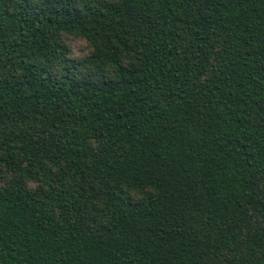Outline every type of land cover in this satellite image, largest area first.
I'll return each instance as SVG.
<instances>
[{
	"label": "trees",
	"instance_id": "1",
	"mask_svg": "<svg viewBox=\"0 0 264 264\" xmlns=\"http://www.w3.org/2000/svg\"><path fill=\"white\" fill-rule=\"evenodd\" d=\"M0 264H264V0H0Z\"/></svg>",
	"mask_w": 264,
	"mask_h": 264
},
{
	"label": "rangeland",
	"instance_id": "2",
	"mask_svg": "<svg viewBox=\"0 0 264 264\" xmlns=\"http://www.w3.org/2000/svg\"><path fill=\"white\" fill-rule=\"evenodd\" d=\"M61 37L64 39L69 49V56L72 59H81L87 56L92 50L90 44L80 36L71 33H62ZM133 194L136 195L135 193Z\"/></svg>",
	"mask_w": 264,
	"mask_h": 264
}]
</instances>
